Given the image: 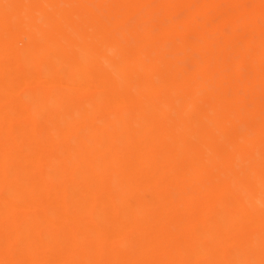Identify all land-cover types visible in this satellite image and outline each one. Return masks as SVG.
Listing matches in <instances>:
<instances>
[{
    "label": "bare ground",
    "instance_id": "obj_1",
    "mask_svg": "<svg viewBox=\"0 0 264 264\" xmlns=\"http://www.w3.org/2000/svg\"><path fill=\"white\" fill-rule=\"evenodd\" d=\"M261 61L264 0H0V264H264Z\"/></svg>",
    "mask_w": 264,
    "mask_h": 264
},
{
    "label": "rangeland",
    "instance_id": "obj_2",
    "mask_svg": "<svg viewBox=\"0 0 264 264\" xmlns=\"http://www.w3.org/2000/svg\"><path fill=\"white\" fill-rule=\"evenodd\" d=\"M262 65L264 66V63L262 61L257 63V66H260L261 67ZM246 122H248V124H249L251 121H246ZM242 129H243V127H242Z\"/></svg>",
    "mask_w": 264,
    "mask_h": 264
}]
</instances>
